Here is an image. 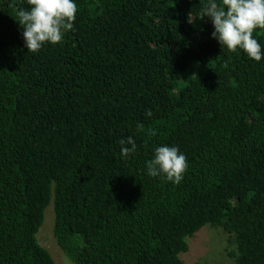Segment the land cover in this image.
I'll return each instance as SVG.
<instances>
[{
  "label": "trees",
  "instance_id": "1",
  "mask_svg": "<svg viewBox=\"0 0 264 264\" xmlns=\"http://www.w3.org/2000/svg\"><path fill=\"white\" fill-rule=\"evenodd\" d=\"M204 2L77 0L74 30L32 53L27 0H0V264H55L49 205L73 264H186L205 227L232 237L233 264H264V60L221 48ZM162 144L187 157L179 185L146 174Z\"/></svg>",
  "mask_w": 264,
  "mask_h": 264
},
{
  "label": "clouds",
  "instance_id": "2",
  "mask_svg": "<svg viewBox=\"0 0 264 264\" xmlns=\"http://www.w3.org/2000/svg\"><path fill=\"white\" fill-rule=\"evenodd\" d=\"M27 8L14 5L15 21L22 28L24 46L38 53L46 45L59 44L66 32L74 30L77 19V0H27ZM207 17L213 26L211 38L229 53L242 51L256 62L264 60V48L253 33L264 29V0H205L200 18ZM145 115L152 116L148 110ZM139 129L143 125L137 126ZM148 137L156 135L148 129ZM120 155L127 160L137 152V143L129 136L118 141ZM149 177H159L179 185L188 169L186 155L178 146L159 145L145 163Z\"/></svg>",
  "mask_w": 264,
  "mask_h": 264
},
{
  "label": "rangeland",
  "instance_id": "3",
  "mask_svg": "<svg viewBox=\"0 0 264 264\" xmlns=\"http://www.w3.org/2000/svg\"><path fill=\"white\" fill-rule=\"evenodd\" d=\"M54 214L52 206L44 211V221L37 234L39 244L49 253L55 264H73L56 245L53 235ZM188 251L179 258L186 264H233L228 253L235 252L232 237L222 229L205 227L187 240Z\"/></svg>",
  "mask_w": 264,
  "mask_h": 264
}]
</instances>
